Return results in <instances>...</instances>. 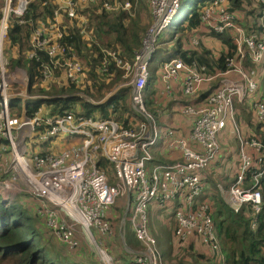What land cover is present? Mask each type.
I'll use <instances>...</instances> for the list:
<instances>
[{
	"label": "built area",
	"instance_id": "obj_1",
	"mask_svg": "<svg viewBox=\"0 0 264 264\" xmlns=\"http://www.w3.org/2000/svg\"><path fill=\"white\" fill-rule=\"evenodd\" d=\"M60 1L54 15L51 14L53 20L42 21L34 28L31 47L26 52L29 59L39 62L42 82L46 84L57 80V74L67 83L80 82L90 70L63 42L67 31L66 27H61L58 16L81 18L78 10L82 5L100 0ZM226 1L214 0L207 4L202 10L201 21L216 33L231 32L236 54L227 58L229 69L225 74L235 72L242 81L223 80L209 94L206 104L185 106L184 114L194 117L190 136H180L174 129L166 131L168 148L178 150L182 160L159 164L148 175L146 162L152 159L151 148L161 134L154 111L150 112L146 104L145 88L151 76L150 61L162 32L180 17L181 0H151L153 22L141 48L135 52L133 62L123 60L114 50H102L100 72L110 73L115 65L124 69L125 76H133L132 104L145 117L139 128L71 111L52 115L42 106L30 116L25 112L22 115L13 114L14 99L25 101L34 97L28 93L29 76L26 71H22L24 76L7 74L3 46L8 39L11 21L19 24L26 21L24 16L30 0H0L1 201L9 206L14 202L15 194L29 195L36 200L38 214L57 239L75 249L79 245L77 226L81 227L101 261L114 264L106 250L98 247L93 232L101 237L110 236L113 229L108 217L112 207L119 196L130 197L132 193L135 206L130 221L137 238L145 246L144 251L137 253L133 264H163L157 241L148 227V210L152 203L166 204L181 199L186 203L176 211V240L186 241L197 234L204 243L220 249L210 205H197L203 190L201 171L209 168L221 152L219 135L228 119L236 121L235 101L244 100L259 90L258 73L245 67L244 60L250 56L256 66L264 60V33L247 34L227 10ZM256 1L264 6V0ZM131 6L130 2H103L106 10L127 11ZM192 42L197 45L198 39L193 38ZM161 69V78L169 92L171 81L183 75V93L189 97L196 96L204 83L211 79L205 76V65L186 63L181 58L165 61ZM17 82H23L20 91H11V86ZM255 110L257 118L264 120V101H257ZM238 138L240 163L236 182L229 193L235 200L233 206L236 209L250 204L253 211L259 213L263 198L257 185L264 174V143L241 134ZM29 139L37 144L36 149L30 148ZM99 154L112 164L114 184L110 183L108 174L98 167Z\"/></svg>",
	"mask_w": 264,
	"mask_h": 264
},
{
	"label": "trees",
	"instance_id": "obj_2",
	"mask_svg": "<svg viewBox=\"0 0 264 264\" xmlns=\"http://www.w3.org/2000/svg\"><path fill=\"white\" fill-rule=\"evenodd\" d=\"M104 1L111 3L130 2L131 8L134 7V11L138 5L142 9L147 10L149 8L150 12L148 11L147 14L151 19V0H100L80 8L78 10L80 17H86L88 22L81 24L78 18L69 19L71 23L67 22V34L63 42L68 46L71 53L77 54L75 55L83 64L90 66L86 77L88 79H84L85 81L66 84L57 74V80L47 83V87H44L42 86L39 62L29 59L26 55V52L31 47V35L34 28L38 25L37 22L40 18H44L47 15L50 16L53 13L54 5L52 0H30L28 10L24 16L26 21L22 24L15 20L11 21L4 53L9 61L7 68L21 67L26 69L30 79L28 92L32 95L41 94L47 96V98L36 100L35 103L27 101L26 110L28 115L33 114L39 106H44L45 110L52 115L61 114L65 110H73L96 119H113L128 124L131 114H136L130 104L132 85L121 88L109 100L101 102L109 93L111 87L118 86L129 80V78H124V69L115 65L112 66L110 73L100 72L101 54L103 49H110L116 51L123 60L133 62L135 52L141 48L143 38L151 25H146L145 19L141 18L140 12H135L131 16L122 9L106 10L103 7ZM213 1L181 0L180 7L183 14L171 25L173 33L170 36V39L178 36L177 43L179 48L169 59L179 57L186 63L197 62L207 67L205 76L211 78L210 81L204 83L203 90L206 89V91L203 94L207 95V97L221 85L222 77L229 69L227 58L236 54V43L231 32L216 33L208 28H206L209 31L208 33L202 34L199 32L202 27H205L201 21L202 10L207 4L213 3ZM253 2L257 3V5H253ZM226 3L227 10L235 16L236 23L247 34L253 32L264 33V6L261 3L256 0H227ZM248 27L250 30H247ZM83 28H85L84 33H82ZM193 37L199 39L196 49H190V41ZM208 42L220 43L218 53L214 51L215 49ZM184 45L186 47L189 45V47L184 49ZM247 58H250V56ZM164 62H161V64ZM263 63L264 60L261 64ZM155 77L156 75L151 74L145 88L146 104L151 109L159 106L155 100ZM218 78H220L219 82L216 80L215 83L211 84L214 79ZM80 93L88 95L95 102L92 103L84 99L80 96ZM67 95L70 97H63ZM261 101H264V99H261ZM21 103L19 98L12 101L13 114L19 115L21 113ZM183 103L182 106L184 107L187 105L198 106L194 100H184ZM189 118L191 120V133L194 117L189 116ZM261 126L262 124L256 126V133H259L258 135L263 138L260 139V136L256 134L255 137L264 143V132L260 133ZM155 145L151 148L154 155L153 160L146 162L148 175H151L155 167L153 163L156 159L160 163H165L161 156L156 154L158 149L155 148ZM181 159L177 161H181ZM177 161H173V163ZM109 163L105 157L100 158L98 167L104 170ZM148 164L151 165L150 168ZM112 170L114 174V169ZM232 170L222 175L218 172L214 173V169H210V167L201 171L203 190L198 198L199 203L197 205L201 203L210 205V213L220 249H214L211 244L202 242L197 234H193L186 241H176V211L185 206L186 202L184 200L176 199L166 204L155 202L150 205L151 207L155 204L154 207H157L158 210L164 208L167 212H173L172 217H169L171 224L173 222V226H166L171 233L170 249L168 253L162 254V258L166 255V259H168V255H173L177 261L173 264H264V174L257 185V188L262 192L263 206L261 212L255 213L250 204H243L239 209H236L222 194L221 189L228 191L236 182L237 171ZM249 178L250 173L248 174ZM120 198L124 199V204H126L124 208H128V218H130L131 211L135 206L134 196L131 193L130 197L121 196ZM22 200L23 198H21ZM14 202L9 206L2 201L0 202V264H103L96 251L94 254L89 251L79 252L82 249L80 245L75 249H70L62 241L63 244H61L63 246L54 242L52 230L46 226L44 219L38 214L37 210L33 209L38 218L35 213L31 212V208H27V206L32 204L23 202L24 205L20 208ZM150 207L148 210L149 230L151 229V226H149ZM126 209L124 212H126ZM118 215H120V210ZM39 217L41 220H39ZM118 219H122V213ZM108 221L111 224L114 235H116V226H113L110 215ZM166 223H169V220ZM121 227V231L125 230L124 239L120 235ZM150 231L154 235L152 230ZM117 233H119L122 244L125 245L124 252L121 251L117 262L133 264V260L136 257L134 255L141 251L140 249H145V246L137 238L133 226L132 231L127 229L126 226H117ZM111 235L105 240L106 243L104 245H112L117 241V237L114 241L115 236ZM53 238L56 237L54 236ZM176 243H179L178 248ZM159 244L160 240L157 241V249ZM105 249L107 250V248ZM68 250H71L72 253ZM190 257L191 259H188ZM162 261L170 264L164 258Z\"/></svg>",
	"mask_w": 264,
	"mask_h": 264
},
{
	"label": "crops",
	"instance_id": "obj_3",
	"mask_svg": "<svg viewBox=\"0 0 264 264\" xmlns=\"http://www.w3.org/2000/svg\"><path fill=\"white\" fill-rule=\"evenodd\" d=\"M52 3L54 5V8L52 9L53 12H54V10L56 9L58 3H61V1L60 0H52ZM86 5H88V4L82 5L81 8H84V6H86ZM124 11H126V10H124ZM129 11L130 10H127V12H129ZM53 15H54V13H53ZM53 17L54 16H52V15H50V16L47 15L44 18H40V20L37 23L39 24L42 21L48 22L50 20H53ZM67 18L68 17H65L64 15H62V16L59 15L58 16V20H59V23H60L61 27H67V23H66ZM69 19H72V18H69ZM75 19H77V18H75ZM78 19H79L81 24H85V23L88 22L86 17H81V18H78ZM83 30L85 32V28H83ZM199 32L204 34L205 32L208 33L209 31L206 29V27H202ZM192 36H196V35H192ZM193 38H197V37H193ZM193 38H191V41H190V46H191L190 49H196L197 48L196 45H194L193 42H192ZM205 38H209V37H205ZM214 43H218V42H214ZM198 44H199V39H198ZM219 45H220V43H218V47H219ZM187 47H189V45H187ZM187 47H186V45L183 46L184 49L187 48ZM173 58H179V57H173ZM248 59L250 60V58H248ZM250 61L252 62V60H250ZM244 64L246 65V61H244ZM161 65L162 64H160V69L156 70V73L151 72V74L156 75L155 81H154V85H155L154 87H155V91H156L155 100H156V102H157V104L159 106H158V108L155 106L152 109L151 108H149V109L151 110V112L154 111V115H155L156 121H157V126L159 127V129L161 131L159 140H158V142L155 145V148L158 149L156 154L161 156V159L165 163H160V161L158 159H156L154 161V163H153L155 166L159 165L158 163H160V164L173 163V161L180 160L181 157H182L181 153L178 150L174 151V150H170L168 148L169 138L166 135V131L168 129H174V130H176L177 134L180 135V136H183V137L190 136L191 120H190L189 116L185 115L184 112H183V110H184L183 107L184 106H182V105L184 104L183 103L184 100H191V101L194 100L196 105H204L205 102H206V99H207V95H202V90H203V87H204L205 84L201 87V89L199 90L200 92H198L199 94H196V96H193V97L185 96L183 94V80H184L183 75H180L177 79H174V80L171 81V83H170L171 91L169 92L167 90V88H166L165 82L161 78L162 77L161 76V71H162V69H161L162 66ZM258 66H260V70H262V73L260 71V73L258 75L259 90L255 92V93H257L256 96L252 97L253 94H250L244 100H241V101L236 100L235 104H234V113L237 116L236 122L239 120V122L241 123V125H239V127H240V129H241V131L243 133V136L247 137V138L252 137V138H256V139H258L257 137L254 136L255 133H256L255 132L256 129L253 126H250V125H246L245 126L246 122L244 121V119L242 117L241 111L242 110H246V107H248L250 110H252L253 114L257 118V114H256V110H255V103L257 101L261 100V99H264V90H263L264 86L262 85V83H264V80H262V78H261V75L262 76L264 75V63L263 64H259ZM89 68H90V66H89ZM15 69L18 70V67H16ZM88 73H89V71L85 75L82 76L81 81H85V80L88 79V78H86L88 76ZM60 77L62 78L63 82L67 84L66 79L63 78L62 76H60ZM226 77H228V78L226 79ZM223 80L242 81L241 77L235 72H229L228 74H225L222 77V81ZM260 81L261 82L263 81V82L260 83ZM29 83H30V80H29ZM42 86L47 87V84L42 82ZM28 87H29V84H28ZM112 88L114 89L115 87H111L109 93L106 95V97L101 102L107 101L106 98L109 95L113 96L114 94H116L123 87H118L117 88L118 90L117 89L113 90ZM132 92H133V88H132ZM30 95L32 97H34V98H30V99H27L25 101H23L21 99L22 110H21V113L19 115H22L24 112L27 114V110H26V102L27 101H36V100L41 98L40 96H44V98H47V96L41 95V94H36V95L30 94ZM131 95H132V93H131ZM80 96L83 97L84 99L92 102V103L95 102V101H93V99H91L88 95H86L84 93H80ZM145 96H146V92H145ZM63 97H70V96L67 95V96H63ZM31 99H33V100H31ZM130 104H131L132 109H134L136 114H131V116L129 117L130 122L128 124H125L124 122H120V123H123L125 125L135 126V127L139 128L140 124L143 122V120H139L138 119L137 115L140 114V113L137 111V109L132 104V98L131 97H130ZM42 107H44V106H42ZM65 111H71V112H74L75 114L84 115V114H82L80 112H75L73 110H65ZM28 116H30V115H28ZM84 116H86V115H84ZM86 117H92V116H86ZM126 117H127V115H126ZM92 118H94V117H92ZM257 120H258V118H257ZM255 123H256V121H253V125H255ZM260 130H261L260 133L264 132V126L263 125L260 127ZM237 139H238V141H237ZM237 139H236V134H235L234 130H232V129H231L230 132L224 130V132L220 133L219 142H220V146H221V152H220L217 160L211 164L210 168L211 167L215 168V171L220 173V169H217L216 165L218 163H221V164L222 163H226V157L229 156L231 154V152H232L234 154H238L236 159L233 158V160L231 162L232 166H233L232 169H234L235 171L238 170V166H239V163H240V159H239V157H240V154H239V152H240V143H238L239 142L238 136H237ZM230 141H234L236 146L231 145ZM59 146H60V144H59ZM59 146H57V147H59ZM249 150L252 152L251 149H249ZM158 155H156V156H158ZM100 158H104V156L102 154H99L98 161L100 160ZM153 158H154V155L152 153V160H153ZM227 166L229 167V165H227ZM221 192L224 195L225 199L231 204L232 203L231 199L229 201L230 193L228 191H226V194H227V198H226L225 191L223 189H221ZM19 195H21L20 197H22L23 199L26 198V197H28L29 199L32 198L29 195H27V196H25L23 194H19ZM13 197L16 198L17 194H15ZM33 200L36 202L35 199H33ZM22 202H26V201L22 200ZM36 204H37V202H36ZM154 206H155V204H153L150 207V209L153 210V212H157V211L159 212L158 208L154 207ZM121 229H122V227L120 228V231H121ZM154 229H155L154 234H158V231H156V228H154ZM79 230H80V228H79ZM130 230L132 231V227L130 228ZM124 232H125V230H124ZM155 236H157L156 239H158V241H159L160 237H158V235H155ZM121 238L124 239L125 236L123 235V237L121 236ZM160 243H161V240H160ZM118 263L119 264H123V262H121V261H118Z\"/></svg>",
	"mask_w": 264,
	"mask_h": 264
},
{
	"label": "rangeland",
	"instance_id": "obj_4",
	"mask_svg": "<svg viewBox=\"0 0 264 264\" xmlns=\"http://www.w3.org/2000/svg\"><path fill=\"white\" fill-rule=\"evenodd\" d=\"M87 3H89V2H87ZM89 4H92V3H89ZM253 5H257V3L253 2ZM133 8H131L130 11L128 12L129 15L132 16V15L135 14V12H140L141 18H144L145 22H146V25L149 24V26H150L151 23H152V14H151V19H150V17L147 14L148 11L150 12V9L149 8L147 10L146 9H142L139 5L136 7L135 11H134ZM182 14H183V12H181L180 15L182 16ZM144 19H143V22H144ZM177 19H178V17L175 18V20L172 22V24ZM149 21H150V23H149ZM67 22L71 23L69 18H67L66 23ZM247 30H250L249 27L247 28ZM172 33H173V30H172V26H171V27L166 28L162 32V34L160 35L159 41H158V43L156 45L155 52L153 53L152 59L150 61V71L151 72L156 73V70L160 69L161 62L169 60L170 56L173 55L178 50V48H179V45L177 43L178 36L175 37L174 39H170V36L172 35ZM6 43H4V46H3V58L7 62V64H6V68H7V65L9 64V61L7 60L8 58H6L7 57L6 54L4 55V53L6 51V46H5ZM208 44H210V46L213 49H215L214 51H216L218 53L219 47H218L217 43L208 42ZM7 48H8V46H7ZM244 61H246V65H247L246 67L247 68L256 70L258 75H259L260 71L262 73V70H260V66H258V65L256 66L248 58H246ZM85 65H87V64H85ZM15 70H16L15 68L14 69H8L6 72H7L8 75L16 74L18 76H22V74L24 76V72H22V71H26L27 72L26 69L21 68V67H18V70H19L18 72L19 73L18 72L16 73ZM1 78H2V76H1V72H0V80H1ZM124 78H129V80L127 82L123 83V84L115 86V88L114 89L112 88V89L115 90L118 87L131 86L133 84V76L132 75L124 76ZM227 78L228 77H226V79ZM261 78H262V80H264V75L263 76L261 75ZM25 80H26V77H25ZM216 80L219 82L220 78L214 79L211 84L215 83ZM25 82H27V81H25ZM131 82H132V84H131ZM262 82L260 81V83H262ZM22 83L23 82L13 83V85L11 86V91L19 92L21 87H22V85H23ZM262 85L264 86V83H262ZM263 90H264V88H263ZM205 91H206V89L202 90V95H205V94H203V92H205ZM256 94L257 93H254L252 97L256 96ZM31 100H33V99H31ZM32 102L35 103L36 101H32ZM150 112H151V110H150ZM241 114H242V117H243L244 121L246 122L245 126L246 125H250V126H253L255 129H256V126L258 124L259 125L262 124L264 126V120H257V118L253 114L252 110H250L248 107H246V110H242ZM235 118L237 120V116L236 115H235ZM138 119L144 121L145 117L140 113V114H138ZM253 121H256L255 125H253ZM258 122H261V123H258ZM239 125H241L239 120L236 122L234 119H228V122H227L226 127H225L224 130H226L228 132H230L231 129L234 130V132L236 134V139H237V136H239V134H241L243 136V133H242ZM224 130H223V132H224ZM255 132H256V130H255ZM255 134L258 135L257 133H255ZM258 136H260V135H258ZM250 138H252V137H250ZM262 138L263 137L260 136V139H262ZM254 139H256V138H254ZM257 140L261 141L259 139H257ZM237 141H238V139H237ZM28 143L30 145V148H35V149L37 148V144L34 141L29 139ZM230 143H231V145L236 146L234 141H230ZM237 155L238 154H234V153L231 152V154L226 157V163H222V164L218 163L216 165V168L220 169V175L225 174V173L227 174L228 172L233 171L232 170L233 166H232L231 162H232L233 158L236 159ZM226 164L229 165V167ZM148 166H149V168L151 167L150 164H148ZM112 169H113V166H112V164L109 163L104 168V171L108 174L110 183L114 184L115 183V178H114L115 174H113V170ZM212 169H214V171H215V168H212ZM214 173H216V171ZM226 191H225V194H226ZM228 192H229V190H228ZM261 194H262V192H261ZM23 195H25V194H23ZM25 196H27V195H25ZM21 198L22 197H20V195H17L16 199H14L15 200L14 204L17 205L20 208H22L23 205H24L23 202L21 201ZM27 198L28 197L24 198L23 201H26L27 203L32 204V205L27 206V208H31V212L35 213L33 209L37 210L36 202L32 198H30V199L29 198L27 199ZM226 198H227V194H226ZM230 199H231V202H232L231 204L233 205L235 203V200L232 199L231 196H229V201H230ZM124 207H126V204H124V199L120 198V196H119V198L117 199L116 203L114 204V206L112 207V209H111V211L109 213V215L111 216V220L113 222V226H116V229H115L116 235H114V233H112L113 235H111V236H115L114 241L116 240V237H117V241H115L112 245H107L106 246L104 244L106 243L105 240L108 238V236H106V238H101V236L99 237L98 235H96L95 232H93L94 233V237H95V239L97 241L98 247L101 248V249L102 248L103 249L107 248V250L106 249L105 250L109 254V256L111 257V263H114V264H119L117 262V259L120 257L119 255L121 254V251L124 252V249H125V245L122 244V242L120 240V237H119V233H117V226H126L127 229H130L132 227V223L130 221V218H128V208L126 209ZM125 209H126V212H124ZM119 210H120V215L122 213V219H118V217L120 216V215H118ZM123 213H124V215H123ZM35 215H36V213H35ZM172 215H173L172 211H168L167 212L166 210H164V208H161L159 210V212L158 211L157 212H153V210H151L150 213H149V226H151V230H152L153 234H154V231H155L154 228H156V231H158V234H154L153 236L156 239L157 236H155V235H158V237H160V240H161V243L158 245V249H159V252H160V258H162V254L168 253V251L170 249L171 233H170V229H167L166 226H171V225L173 226V222L171 224V221L169 219V217H172ZM36 217H37V215H36ZM39 220H41L40 217H39ZM168 220H169V223H166V222H168ZM45 224H46V222H45ZM153 226H154V228H153ZM79 228H80V230H79ZM81 232H82V228L77 226L76 233H77L79 245L82 246L81 247L82 249L79 252H87V251H89V252H91V254H94L95 251H94L93 247L91 245H89L88 240L85 238V236H83L84 235V234H82L83 232L82 233ZM124 233H125L124 230L121 231L122 237H123ZM51 236H52V234H51ZM53 237L54 236H52V239H53L54 242H56L60 246H63L62 245L63 243L60 240H57L56 238H53ZM156 241H158V239H156ZM173 241H174V239H173ZM100 242L102 243V246L100 245ZM180 242H183V241H180ZM176 244H177L176 246L178 248V246H179L178 244L179 243H176ZM140 250L141 251H139L138 253L144 251V249H140ZM68 251L72 253L71 250H68ZM188 254H190V253L188 252ZM134 256H137V254L134 255ZM167 257H168V259H166V255L163 256L164 260L167 261L168 263L173 264V263L177 262L176 258L173 255H168ZM163 258H162V260H163ZM188 259H191V257L188 258ZM162 260H161V262L163 264H166Z\"/></svg>",
	"mask_w": 264,
	"mask_h": 264
},
{
	"label": "water",
	"instance_id": "obj_5",
	"mask_svg": "<svg viewBox=\"0 0 264 264\" xmlns=\"http://www.w3.org/2000/svg\"><path fill=\"white\" fill-rule=\"evenodd\" d=\"M131 84H132V82H131ZM117 90H118V89H117ZM111 96H112V95H109V96L106 98V100H108Z\"/></svg>",
	"mask_w": 264,
	"mask_h": 264
}]
</instances>
